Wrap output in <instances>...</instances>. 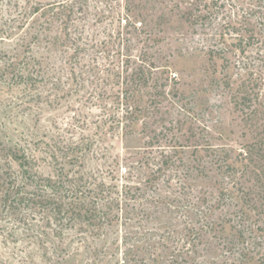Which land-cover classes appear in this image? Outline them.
<instances>
[{"label":"rangeland","instance_id":"1","mask_svg":"<svg viewBox=\"0 0 264 264\" xmlns=\"http://www.w3.org/2000/svg\"><path fill=\"white\" fill-rule=\"evenodd\" d=\"M36 1L0 0V264H264V0ZM14 152L118 218L5 202Z\"/></svg>","mask_w":264,"mask_h":264},{"label":"trees","instance_id":"2","mask_svg":"<svg viewBox=\"0 0 264 264\" xmlns=\"http://www.w3.org/2000/svg\"><path fill=\"white\" fill-rule=\"evenodd\" d=\"M33 4H36L35 12H40L44 16V23L47 26L63 23L61 9L65 4L49 3L45 11L42 2L34 0ZM19 63L8 61L3 63V67L9 69V73L18 83H28L32 80L33 74L27 71V67H19ZM140 72L141 66H138V69L131 73L130 78L126 74L123 86L127 88L130 81L135 82L134 78ZM11 159L17 163L20 170V181L19 183L13 181L10 183L11 187L8 186L5 191V199H7L5 202L11 201L10 205L18 207L27 204L34 210H48L53 219L60 222L91 224L97 221L101 224H110L112 219L118 218L116 213V215L111 213V210L112 207L118 206L120 200L112 199L110 193H104L101 189L102 183L99 185L88 183L82 176H69L67 172H63L64 169H60L54 176H42L34 171V157L25 153L18 155L14 152ZM102 208L108 211L105 212Z\"/></svg>","mask_w":264,"mask_h":264}]
</instances>
